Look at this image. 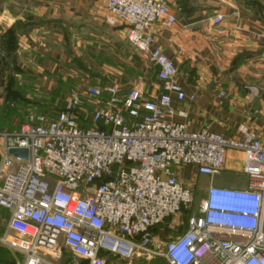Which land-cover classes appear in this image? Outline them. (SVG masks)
Instances as JSON below:
<instances>
[{"label": "built area", "instance_id": "2783aa9c", "mask_svg": "<svg viewBox=\"0 0 264 264\" xmlns=\"http://www.w3.org/2000/svg\"><path fill=\"white\" fill-rule=\"evenodd\" d=\"M105 4L107 22L126 24L127 41L149 55L164 92L146 99L138 88L122 97L117 84L89 87L85 96L72 90L55 118L29 113L17 130L0 132V208L17 233L0 242L21 252L23 264H41L39 250H54L61 239L88 264H108L109 256L264 264V141L245 125L232 137L189 129L186 111L175 105L187 98L178 68L154 47L152 26L176 21L167 0ZM3 57L0 32V65ZM104 93L109 99L87 117L90 125L81 123L77 110ZM12 149L27 150V160ZM229 151L244 155L243 186L215 181ZM184 168L195 171L189 183ZM201 177L210 180L206 188ZM161 227L166 235L157 240Z\"/></svg>", "mask_w": 264, "mask_h": 264}, {"label": "crops", "instance_id": "0c3cea01", "mask_svg": "<svg viewBox=\"0 0 264 264\" xmlns=\"http://www.w3.org/2000/svg\"><path fill=\"white\" fill-rule=\"evenodd\" d=\"M167 1L176 21L160 19L152 26L154 47L178 68L177 81L187 98L175 105L186 111L189 129L232 137L245 125L264 141V0ZM218 15L223 21L216 24ZM110 16L105 0H0V132L17 130L27 113L55 118L72 90L85 96L89 87L117 84L122 97L138 88L146 99L164 92L149 55L127 41L122 20L109 24ZM9 58H14L12 70ZM5 96L10 106L4 104ZM108 99L104 93L99 103L78 109L79 121L84 123L82 115L100 109ZM243 164V153L229 151L226 170L216 183L245 185L242 174L237 177L232 171H242ZM182 172L181 179L189 183L195 171ZM199 179L203 184L210 181ZM10 217L0 208V236L17 235L9 230ZM165 233L166 227L157 229L156 239ZM38 253L41 264H88L62 239L54 250ZM23 261L21 252L0 242V264ZM108 264L167 262L162 256L128 262L109 256Z\"/></svg>", "mask_w": 264, "mask_h": 264}, {"label": "water", "instance_id": "95a60500", "mask_svg": "<svg viewBox=\"0 0 264 264\" xmlns=\"http://www.w3.org/2000/svg\"><path fill=\"white\" fill-rule=\"evenodd\" d=\"M9 64H10V67H11V70L14 68V58H9L8 60ZM10 154L15 156V157H22L24 160H27L28 158V151L25 150V149H12L10 151Z\"/></svg>", "mask_w": 264, "mask_h": 264}, {"label": "rangeland", "instance_id": "374dc122", "mask_svg": "<svg viewBox=\"0 0 264 264\" xmlns=\"http://www.w3.org/2000/svg\"><path fill=\"white\" fill-rule=\"evenodd\" d=\"M7 101H8V99H7L6 96H5L4 104H5L6 106H10V104L7 103ZM9 108H10V107H9ZM27 115H28V113L26 114V116H27ZM89 115H90V114H89ZM89 115H86V116H85V114L82 115V120L84 121V123L86 122L85 119H87V117H88ZM50 117H51V116H50ZM232 171H234L235 174H238L237 177H239V176L241 175V171H240L239 169H235V170H232ZM237 177H236V178H237ZM236 178H235V179H236ZM202 186H203L204 188H206V187H207V184L204 183ZM178 219H179V220H184V218H183L182 216H179ZM163 240H164V239H163Z\"/></svg>", "mask_w": 264, "mask_h": 264}]
</instances>
